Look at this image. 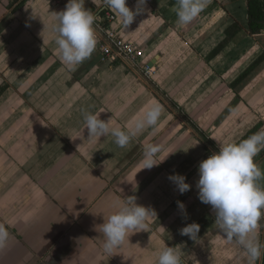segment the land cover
I'll return each instance as SVG.
<instances>
[{
  "label": "crops",
  "instance_id": "obj_1",
  "mask_svg": "<svg viewBox=\"0 0 264 264\" xmlns=\"http://www.w3.org/2000/svg\"><path fill=\"white\" fill-rule=\"evenodd\" d=\"M113 10L137 67L102 61V0H0V264H264L247 0Z\"/></svg>",
  "mask_w": 264,
  "mask_h": 264
},
{
  "label": "built area",
  "instance_id": "obj_2",
  "mask_svg": "<svg viewBox=\"0 0 264 264\" xmlns=\"http://www.w3.org/2000/svg\"><path fill=\"white\" fill-rule=\"evenodd\" d=\"M118 0H102V7L105 10L103 16H95L92 24L95 28V37L98 42V49L102 61L112 63L121 61L128 68L138 66V59L141 53L133 46L119 36V34L111 28L114 20V4ZM145 75L149 74V70H143ZM211 156V155H210ZM264 203V199L262 200Z\"/></svg>",
  "mask_w": 264,
  "mask_h": 264
},
{
  "label": "trees",
  "instance_id": "obj_3",
  "mask_svg": "<svg viewBox=\"0 0 264 264\" xmlns=\"http://www.w3.org/2000/svg\"><path fill=\"white\" fill-rule=\"evenodd\" d=\"M21 2L19 5L23 4ZM15 4L12 2V5ZM18 5V6H19ZM13 9L16 10L18 8ZM247 18H248V29L250 34H258L264 30V2L262 0H247ZM230 39V36L227 35V38L214 50L213 55L219 52ZM240 79V78H239ZM255 133V130H250L247 132L231 149V153L240 149Z\"/></svg>",
  "mask_w": 264,
  "mask_h": 264
},
{
  "label": "rangeland",
  "instance_id": "obj_4",
  "mask_svg": "<svg viewBox=\"0 0 264 264\" xmlns=\"http://www.w3.org/2000/svg\"><path fill=\"white\" fill-rule=\"evenodd\" d=\"M126 68H127V67H126ZM222 163H223V162H222ZM224 163H225V161H224ZM224 163H223V164H224Z\"/></svg>",
  "mask_w": 264,
  "mask_h": 264
}]
</instances>
